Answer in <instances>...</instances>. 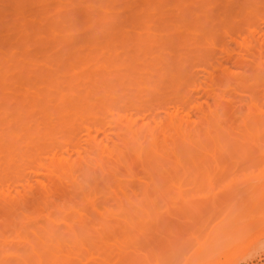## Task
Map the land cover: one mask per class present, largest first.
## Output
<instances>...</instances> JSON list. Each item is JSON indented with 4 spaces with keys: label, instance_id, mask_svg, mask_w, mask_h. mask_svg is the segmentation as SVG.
Returning <instances> with one entry per match:
<instances>
[{
    "label": "bare ground",
    "instance_id": "obj_1",
    "mask_svg": "<svg viewBox=\"0 0 264 264\" xmlns=\"http://www.w3.org/2000/svg\"><path fill=\"white\" fill-rule=\"evenodd\" d=\"M257 162L264 0H0V264L131 257L164 188ZM236 205L184 264L249 250Z\"/></svg>",
    "mask_w": 264,
    "mask_h": 264
},
{
    "label": "rangeland",
    "instance_id": "obj_2",
    "mask_svg": "<svg viewBox=\"0 0 264 264\" xmlns=\"http://www.w3.org/2000/svg\"><path fill=\"white\" fill-rule=\"evenodd\" d=\"M262 166L264 162L241 164L233 175L204 180L201 188H187L179 193L164 188L161 195L155 197L159 208L156 218L152 219L154 214L151 208L145 207L141 217L144 220V239L136 245L138 252L120 260L106 259L105 264H184L194 248V238H203L212 226L225 221L228 212H232V205L245 201L246 212L256 206L260 213L258 206L264 202V198H261L264 194V176L257 174ZM251 170H256V176H242ZM235 208L231 214L235 213ZM258 213L253 214L256 218L255 240L245 254H237L228 264H264V214Z\"/></svg>",
    "mask_w": 264,
    "mask_h": 264
}]
</instances>
